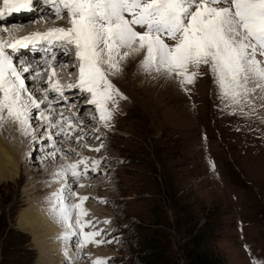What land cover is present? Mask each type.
Here are the masks:
<instances>
[{
	"label": "rangeland",
	"instance_id": "1",
	"mask_svg": "<svg viewBox=\"0 0 264 264\" xmlns=\"http://www.w3.org/2000/svg\"><path fill=\"white\" fill-rule=\"evenodd\" d=\"M63 17L69 27L68 18ZM31 19L23 22L30 23ZM7 31H1L0 36L5 34L2 38L11 40L14 35ZM25 53L22 57L27 56ZM35 57L47 70L44 63L47 59L39 54ZM22 60L15 61L16 66ZM153 75L141 72L137 60H130L120 75L112 77L127 99L120 102L111 127L106 131L100 128L102 132L95 131L88 139H81L79 149L74 148L78 141L72 134L58 140V147L63 144L73 149L71 153L61 152L59 165L87 157L102 161L101 171L86 179L93 184L75 186L74 191L89 198L83 202L89 212L83 219L92 221V225L84 231H99L97 240L112 241L99 246L88 244L86 249H80L76 246L77 237L63 240L64 247L79 257V264H93L98 258L107 264H139L137 244L153 235L152 242L159 245L161 259H168L170 264H184L180 249L192 218L200 225L208 217L215 226L213 246L221 254L223 264H264V139L255 131H248V125L239 117L217 106L220 101L210 73L200 76L189 86L190 91ZM24 76L26 82L30 76ZM40 85V79L27 82L28 91L36 92L38 100L43 99L37 92ZM72 99L67 98L66 102ZM80 102L64 104L67 109L64 113H76L79 117L85 111ZM88 111L90 117L95 114ZM33 121V127L38 130L42 120ZM85 121L88 122L87 118ZM9 122L14 124L10 118L0 121L1 130L18 136V129L12 131ZM99 126L100 122L93 129ZM253 126L264 130V124L253 122ZM241 128L244 130H237ZM48 132L49 129H42L38 136ZM3 140L17 152L21 179L0 181V264H37L38 245L45 239L36 245L19 229L18 217L30 211L50 217L49 199L31 193L37 184L43 192L51 193L53 187L58 189L64 181L59 179L55 185L51 182L54 162L38 163L49 150L46 148L49 141L34 142L31 138L24 143L25 147L21 145L23 149L21 139L11 141L3 136ZM101 143L103 147L94 154L91 148H98ZM37 171L40 178L33 184V174ZM152 229H156V234H151Z\"/></svg>",
	"mask_w": 264,
	"mask_h": 264
},
{
	"label": "snow or ice",
	"instance_id": "2",
	"mask_svg": "<svg viewBox=\"0 0 264 264\" xmlns=\"http://www.w3.org/2000/svg\"><path fill=\"white\" fill-rule=\"evenodd\" d=\"M37 5L58 18L66 12L70 26L20 39H0V121L6 114L34 142L49 141L44 159H55L63 151L54 135L67 138L77 127L83 130L82 125L74 124L75 116L70 119L60 113L57 118L50 92L58 94L55 104L67 100L65 88L79 89L81 96L88 94L87 104L95 106L100 123L110 128L120 102L127 99L112 77L120 75L130 60H137L141 72L174 81L185 91H190L189 86L200 76L210 73L220 101L217 106L239 117L248 125V131L264 139V130L253 126V122L264 124V0H0V22L15 14L36 11ZM45 44V52H52L55 45L65 55L70 46L74 47L78 76L67 85L53 80L54 69L59 66L57 53L51 62L44 61L53 71L49 73L48 89H38L43 97L38 100L28 91L23 74L37 81L40 72L28 62H21V73L15 61L22 50ZM35 119L43 121V129L56 131L37 136L38 130L32 124ZM81 139L85 136L78 135L77 141ZM102 147L101 143L91 150L99 152ZM101 164L82 158L62 166L51 181H64L49 198L50 211L65 228L60 239L78 237L76 246L80 249L112 242L97 240L99 231H84L92 224L83 219L88 213L82 205L89 198L74 191L79 180L98 173ZM73 200L79 203H71ZM93 264L107 262L98 258Z\"/></svg>",
	"mask_w": 264,
	"mask_h": 264
},
{
	"label": "bare ground",
	"instance_id": "3",
	"mask_svg": "<svg viewBox=\"0 0 264 264\" xmlns=\"http://www.w3.org/2000/svg\"><path fill=\"white\" fill-rule=\"evenodd\" d=\"M37 8L41 11L42 15H39V11L36 12L37 10L33 11V12H29V13L15 14L12 17L8 18L7 20H5L3 22H0V28L3 29L4 27H2V26L6 25L7 26L6 29L8 30L6 33L14 35V37H13L14 39H20L22 37L28 36V35H30L32 33H35V32H40V33L47 32L49 29L55 28V27L67 28V25L65 23L66 21H64L65 17L58 18L54 14V12L50 13V10L47 9V8H44L42 5H37ZM48 15H49V17H48ZM33 16H35V17L33 18ZM63 16L67 17L66 12L64 13ZM29 18H32L30 20V23H24L23 22L24 20H28ZM17 19L20 20V21H17ZM33 22H35V23L33 24ZM12 23L24 24V26L27 24L26 26H28V28H27V32L28 33L23 34L19 30V27H17L16 25H11ZM4 29H3V31H4ZM8 38H11V36L8 37ZM13 38L11 40H14ZM0 39H3V38L0 36ZM5 41H9V40H5ZM27 50H29L28 54L31 53L30 57H29V55L28 56H23V57L21 55V57H19V59H23L22 62H28L29 65L33 69H35V70L40 72V75L44 71V78L40 79L41 85L39 87V90H41V87H43V86H46V88L43 89V90H47L48 89L49 73L52 72L53 69L50 68L49 64L47 63V70H44L43 66L41 65L42 61L41 60H37V57L35 58V54H39L37 52V49H33V48L25 49V50H22L20 52V54L27 52ZM53 51H55V49H53ZM53 51L52 52H46L42 56H39V57L42 58V59L46 58L47 61L51 62V57L58 53L57 51H55V52H53ZM34 58H35V60H34ZM40 58H38V59H40ZM68 59H69V56L65 57V55L61 56L59 54L58 55V60H57L59 66L54 69L55 75L53 76V80H58L61 85H67V84L75 81L77 76H78V63H76V62L69 63ZM64 61H66V63ZM20 66H21V64L19 62L18 70L21 71V73H23V67L21 66V70H20ZM74 69H75V71L73 72ZM28 80H32L31 77H29L26 80V85H27ZM46 83H47V85H46ZM43 90H41V91H43ZM33 91H34V89H33ZM37 92H39V91L37 90ZM57 95L58 94L55 93V92H50V98L54 102L55 111L58 114L57 118H59V114L60 113H62L64 117H68V118H71V116H73V117L75 116V117H77L74 120V121H76V125H82V129L83 130H81L80 127H77L75 131L71 132V134H72L71 137L74 136L75 138H77V136L80 135V136H85V138L88 139L89 136L91 135V133H93L95 131L96 132L97 131H101V130L102 131H106L107 128H105L101 123H100V126L98 127V129L96 128L97 130H94L93 128H90L88 126L89 120H91V117L89 115V113H90L89 111L93 110V112H95L96 116L99 115L96 112L94 105L87 104L86 101L89 98L88 94H86V93L83 94L82 95V96H84L83 99H80V98H82V96H81V93L79 92V89H77L76 92H70V91H68L67 88H65V91H64L65 97L67 96L66 98H68V99L69 98L70 99L73 98L72 101L71 102L70 101L69 102L61 101L59 104H55ZM79 100H81L79 106L83 105V107L85 109V111H83L84 114H83V116L81 118L82 120L84 119L82 122L78 120V116H76V113L75 114L64 113V111H67V109H65L66 107H63L64 110L61 109V107L64 106V104L69 105V103H72V104L76 103L78 105V101ZM42 107H44V106H42ZM59 107H60L61 110L59 109ZM56 108H57V110H56ZM86 110L87 111L89 110L88 114L86 113ZM71 112L73 113L74 110H71ZM34 115H35V112H34ZM86 118H87L88 122L85 121ZM5 119H7V116H5ZM35 122H36V119H35ZM33 123H34V121H32V124ZM98 123H99V121L96 122V125H98ZM7 125H9L11 127L12 131H14L15 129H18L19 135L18 136H14L13 132H11V131H6L5 132L4 130H1V128H0V181L11 180V179H15V180L18 181L19 179H21L20 178V171H19V158H18L16 150L13 149L10 145H7L6 142L3 140V136L9 137V139H11V141L15 140L16 138L17 139H21L20 147H22V148H23V146L25 147L24 143L28 142V140H30L32 137L22 134V132H21V130L19 128V125L16 122H14V124H12V125H11V122H9V124L7 123ZM42 125H43V121L40 124L39 129H38V131L36 133L37 136H38L39 132L43 129ZM100 128H101V130H100ZM53 130L54 129H49V131L54 133L55 131H53ZM4 134H6V135H4ZM47 134H44V135H47ZM61 137L63 138V135H61V136H55L54 135L53 139L58 141ZM32 140H33V138H32ZM63 140H65V139H63ZM73 142H75V141H73ZM79 142H80V140L77 143H75L74 148H77V149L80 148L79 144H78ZM21 145H23V146H21ZM59 148H61L64 152H68V153L73 152V149L71 147L67 148L66 145L64 146L63 144H61V147L59 146ZM91 149H96V148H91ZM92 153L93 152H91V150H90L89 155L91 156ZM95 153L98 154V152L94 151V154ZM61 158H62V153L59 152V154L58 153L56 154V158L55 159L50 158V156L47 159H44L42 157L41 161L38 162V163H43L44 162L45 164L48 163L50 165V162H54L53 165L55 164V166H53L52 172L50 173V177H53V174L56 173L58 170H60L61 167H62L61 162H60V165L58 164V161ZM87 159H88L89 162H91L93 160H97L95 158H89V157H87ZM67 164H70V162L66 161L65 165H67ZM80 167H83V166L81 165ZM100 171L101 170L99 169L98 173ZM38 174H39L38 171H37V173L33 174V179H35L33 184L36 183V179L37 178H40V177H38ZM92 175L93 174L90 173L89 177H91ZM88 178L80 179L79 182L76 184V186L78 188H80L79 185H81V184L84 185V186L90 185L92 181L91 180H86ZM83 180H86V181H83ZM39 182L40 181L38 180L37 183H39ZM56 183L57 182H55L54 185ZM37 185H35V187L33 188V190H34L33 192H32V189H31V192H32L31 195L32 194H36V193H40L41 195L44 196L45 199H49L50 195L53 192H56V190H57V186H56V187H53V190L51 191V193L43 192L44 190L42 188H40V186L38 187ZM86 206L87 205H84V204L82 205L83 208H86ZM50 207H51V205H49V207L47 209L48 214H51L50 217L46 216V215H43L42 213H39L37 211H33V212L30 211V212L22 213L18 217L19 229L22 232H24L25 234L29 235L32 238V240L35 242V244H36V242L38 243L39 240L41 241L42 239H45L44 242L42 241L43 243H41V246L38 245V254H39L38 257H39V260H38L37 264H65V263H68V264H79L77 259H74L76 254L74 255L73 252L71 250H69V248L66 249V247H64V245H63L64 241L62 239H60L62 233L65 232L64 225L62 223L57 222V219H56L55 215L53 214V212L50 211ZM87 208H88V206H87ZM51 237H53V239ZM50 238H51V240H49ZM65 250L68 253L67 257L65 256Z\"/></svg>",
	"mask_w": 264,
	"mask_h": 264
},
{
	"label": "trees",
	"instance_id": "4",
	"mask_svg": "<svg viewBox=\"0 0 264 264\" xmlns=\"http://www.w3.org/2000/svg\"><path fill=\"white\" fill-rule=\"evenodd\" d=\"M213 227H215L214 223L209 221L208 217H205L200 225L196 224L194 217L192 218L190 230L180 249L184 264H223L221 254L213 246L216 238ZM155 231L156 229H152L151 234H156ZM153 239V235H149L143 239L141 245L137 244L136 254L139 257V264H170L168 259L160 258L159 245L152 242Z\"/></svg>",
	"mask_w": 264,
	"mask_h": 264
}]
</instances>
